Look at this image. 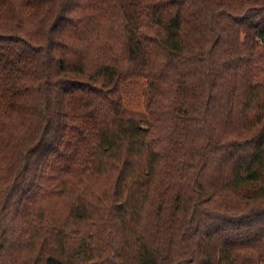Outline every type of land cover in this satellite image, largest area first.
Listing matches in <instances>:
<instances>
[{
	"label": "trees",
	"instance_id": "trees-1",
	"mask_svg": "<svg viewBox=\"0 0 264 264\" xmlns=\"http://www.w3.org/2000/svg\"><path fill=\"white\" fill-rule=\"evenodd\" d=\"M0 264H264V0H0Z\"/></svg>",
	"mask_w": 264,
	"mask_h": 264
},
{
	"label": "rangeland",
	"instance_id": "rangeland-1",
	"mask_svg": "<svg viewBox=\"0 0 264 264\" xmlns=\"http://www.w3.org/2000/svg\"><path fill=\"white\" fill-rule=\"evenodd\" d=\"M121 89L124 107L131 111L144 112L147 93L145 79L138 77L127 80L122 84ZM53 204L54 211L58 214L63 212V202Z\"/></svg>",
	"mask_w": 264,
	"mask_h": 264
}]
</instances>
